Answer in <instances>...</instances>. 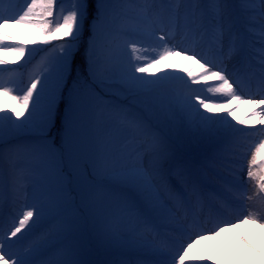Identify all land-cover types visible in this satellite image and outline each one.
<instances>
[{"label":"rangeland","instance_id":"374dc122","mask_svg":"<svg viewBox=\"0 0 264 264\" xmlns=\"http://www.w3.org/2000/svg\"><path fill=\"white\" fill-rule=\"evenodd\" d=\"M91 3L92 0H55L51 8L47 9L44 7L45 0H0L1 59L15 57L16 50L21 47L23 41L46 43L47 40L39 34L41 31L39 23L45 15H49L51 35L57 39L48 47L39 50L30 63L11 66L8 69L0 68V130L1 125L5 124L11 137L8 141L0 137V204L5 211H10L9 219L0 224V228L5 227L9 220L13 219L3 241L12 238L17 240V244H21L18 252L12 253L7 249L2 263L25 264L34 253L46 252L57 241L54 227L61 231L71 228L74 235L86 239L83 232L85 231L88 240L91 241L94 232L90 231L95 230L96 224L91 221L94 226L90 225L89 221L100 215L113 226L118 225L119 221L124 228L108 230L114 233L108 243L109 247L97 248V253L93 256L95 262L92 264H99L96 258L104 254V251H114L118 255L126 253L134 257L127 258L128 262L121 261L119 264H154L138 259L151 254L155 264H173L182 251L174 249L181 245H193L197 254L213 258V253L223 247L220 234L211 237L208 242L196 244L198 235L193 237L192 231L194 227H202L204 222L201 217L193 215L190 221L188 215L185 219L173 214L181 212L185 202H188L193 193L200 188L198 184L193 188L181 185L183 174L188 173L192 162L183 161L181 157L182 162L173 168V175L168 176L169 181L164 185L165 191L175 190L182 196L179 202L174 203L163 198L160 189L154 185L158 177L162 174L166 176L167 170V163L160 162L156 149L152 146L144 147L134 131L125 136L128 138L127 141L122 143L114 141L116 128L122 126L119 121L121 109L142 108L137 118L147 124L159 122L163 125L167 117V113L157 101L160 92L149 91L143 84L137 83L142 63L135 59L138 43L130 39L140 41V38L134 36L149 34V31L141 32L137 23L139 17L147 19L151 25L158 21L160 28H166L167 23H182L190 4L189 15L193 19L190 28L192 40L198 43L201 39L209 41L214 37L222 38L224 45L220 46L219 43L210 41L211 46H218L220 59L223 49L232 54L237 61L225 62L231 75L230 79H224L221 85L233 93H239L235 83L242 79V72L236 67L249 66L247 69H253L256 65H263V55L258 49L259 41L247 44L248 53L244 57L239 44L241 39L246 40L250 35L264 36V0H94L92 12ZM204 5H213L215 16L219 20H225L226 26L215 31V24L208 22L204 15H200ZM102 6H108L105 15L100 14ZM87 20L88 25L85 23ZM11 47L15 49L11 50ZM171 49H175L174 44L171 45ZM80 51L90 76V84L88 81L80 83L77 79L78 71H83L79 63L81 60L77 56ZM188 56L198 65L208 66L201 57L197 58L193 54ZM75 62L79 66L78 70L73 69ZM17 74L20 77L15 78ZM210 85L216 86L215 83ZM232 102V99L218 98L213 101L211 108H204L200 112L195 107L187 112L184 108L176 110L183 118L190 120L189 124L219 128L218 134L225 133L223 137L225 145L221 149L223 153L228 154L229 161L220 174L221 179L226 176L233 177L230 169H233L232 161L237 159L238 150L229 143L228 139L232 132L222 125L224 120L217 105L225 107ZM56 104L64 106L60 144L49 132L56 116ZM11 105H14L13 111L8 113ZM211 116H220V119L208 122ZM175 125L180 124L177 122ZM172 131L175 132L173 138H176V130ZM26 132H30L31 135H26ZM158 134L161 142L157 143L158 148L165 154H171L167 153V149H172L174 143L169 141L163 143L164 136ZM199 135L202 137L197 138V142L203 145H212L216 141L215 136L207 139L203 133ZM187 143L181 142L183 146ZM191 147L192 145L187 146L185 154L195 156L196 161L203 166V181H215L214 185L218 186L224 197L217 200L212 193L205 192L210 199V214L212 216L226 214L229 217L231 211L228 204L232 205L233 211L236 207L244 206L242 199L237 197L236 199L241 202H236V199L229 197L232 195L230 187L244 185V182L229 179L230 183L225 186L216 176L210 177L207 166L215 152L212 153L208 149L197 152ZM107 153L115 155L117 161H109ZM259 156L262 157L256 154L255 159ZM45 157L51 158L54 162L52 171L57 177L54 181L46 178L42 167H39ZM245 164L246 162H243V165ZM148 165L154 166L155 179H149V174L145 172ZM104 170L108 172L107 177L113 179L116 186L109 202H103L99 198L93 200L94 193L90 189L91 186L103 181ZM195 170L199 171L198 168ZM123 173L131 174L132 177L137 175L145 181V192L151 190L155 192L153 195H159L166 206V211L174 210L169 216L177 218L178 221H158L152 218L148 223V220L141 222L132 217L125 218L126 215L122 214L121 210V193L127 194L123 186ZM87 188L90 204L82 201L79 206H75L78 197ZM56 191V199L49 205L44 203V200L31 198L36 192L43 195L51 193L52 197ZM55 200H58L59 204ZM58 207L65 210L61 216L54 218L44 215L48 210L55 212ZM242 219L243 217L233 219L221 224L218 229L233 227ZM250 222L259 223L264 228V219L257 222L252 218ZM156 224L175 230L163 231L157 228ZM99 225L97 220V228ZM37 230H40V233L36 237L24 242L26 234L35 233ZM181 234L192 239L184 241ZM122 242L126 243L125 247L120 246ZM147 245H151L153 253L149 248H145ZM244 246L245 244L240 245V253H243ZM255 254L257 256V252ZM60 257L61 253L56 250L53 257L48 256L44 259L43 264H63ZM64 264L75 263L65 260Z\"/></svg>","mask_w":264,"mask_h":264},{"label":"bare ground","instance_id":"6f19581e","mask_svg":"<svg viewBox=\"0 0 264 264\" xmlns=\"http://www.w3.org/2000/svg\"><path fill=\"white\" fill-rule=\"evenodd\" d=\"M101 8L100 14L105 15L108 12V6H102ZM189 8L190 4L187 6L185 12L186 17L182 23H173L174 25L167 23L166 28H160L158 21H156L154 25H151V23L143 17L137 19L141 32L149 31L148 35L134 36V38H140V41L133 38L130 39V41L138 43V52L135 55V59L140 62V64L142 63L137 83L143 84L149 91L154 90L160 92V94L157 95V101L167 113V117L163 125L159 122L147 124L145 121L137 118L142 108L138 109L134 107L132 110L121 109L119 111V121H121L120 125L122 126L116 128L114 141L116 143L125 142L128 140L125 136L130 131H134L141 139L144 147H154L160 162L164 163L165 161L167 163L166 176L164 177L162 174L158 177V181L154 185H156V188L158 187L160 189L164 196L163 198L167 201L169 200L177 203L182 198L180 193L175 190H170L168 192L164 190V185L169 181L168 176L173 175V168L180 165L179 162H182V159H180L182 157L184 159L183 161L190 160L192 166L188 170V173L183 174L184 179L181 185L191 188L196 186L204 177L203 166L196 161L195 156L189 153L188 155L185 154L186 148L192 145L191 148L196 149L197 152L208 149L213 153L216 149L215 144L203 145L197 142V138L202 137L199 135L201 133H203L207 139L216 136L219 128L212 129L209 126L202 127V125L189 124L190 120L188 118H183L176 110L178 111V109L184 108L187 112L195 107V109L200 112L204 108H211L213 106V101L218 98L232 99L233 102L231 105L225 107L217 105L218 111L224 120L222 125L226 129L236 132L231 138V145L235 146L238 150L237 159L232 162L233 169H231V172L233 173V178L231 176H226L225 181L229 182V179H235L244 182V185L231 187L233 196L240 197L243 200L242 203L244 206L240 208L236 207L233 211L232 205L228 204L231 211L229 217L224 214L223 217L209 219L211 220L210 226L205 225L200 231L194 232L195 234L200 232L203 233L197 238L196 244L208 242L211 237L220 234L223 247L221 250L213 253V258L197 254L193 245H181L174 249L175 251L178 249L182 251L174 260L173 264H264V228L259 223L250 222L252 218L257 220V222H261L264 219V160L263 163L258 164L256 160L260 156L255 159L256 154L264 156V93L261 91V87L264 86V80L261 79L259 75L255 74L256 72L264 73V36L250 35L247 37L250 42H260L258 49L263 55V65H256L254 69H247V67L240 68V66L236 67L240 69V72L246 75L247 78L237 80L235 85H240L239 87L242 85L246 86L248 91L245 95L252 98L242 99L236 97L230 89L224 86L223 88L221 85L224 79H230L231 74L230 70L225 67L224 62L217 59L218 46L210 48L208 46L210 42L204 39L198 42L197 49L199 51L196 54L198 57L202 55L203 60L208 64L206 67L198 65L189 58L190 56H186V52H193L195 50L193 48L195 41L193 42L191 40L193 34L190 28L193 19H191L189 15ZM214 12L215 8L213 5H204L200 15H204L208 18V22L214 23V29L218 31L219 28L225 27L227 23L225 20H219ZM206 35L207 34H205V37L207 38ZM213 41L219 43L220 46L224 45L221 37H214ZM173 44L175 49H171L170 45ZM181 51H185V54H180ZM259 58L261 57H256V59ZM210 83H215L216 86H211ZM154 103H156V101ZM146 115H148V113ZM219 119L220 116H211L208 122L211 120L218 121ZM177 122H179L180 125L176 126L175 123L177 124ZM172 130H176V138H173L175 132ZM158 133L164 136V141L162 139L163 143H165V141L174 143L172 149H167V153L171 154H165L158 148L159 145H157V143L161 144V142H159L160 138ZM26 135L29 136L31 133L26 132ZM181 142L188 143L186 146H183ZM106 156L109 161H117V157L115 158V155L111 153H107ZM222 157L223 156H219V159ZM243 162H246V164L243 165ZM53 166V160L47 157L39 164V167H42L43 175L51 181L57 179L52 171ZM196 168H198L199 171H196ZM214 169L213 171L218 170L216 168ZM213 171L210 172V174H212ZM221 171L222 169L219 170L218 173ZM145 172L149 174V179H155L154 174H156V172L153 165L146 166ZM107 173L108 172L104 170L103 181L96 186L90 187L91 191L94 193L92 196L93 200L99 198L103 202L111 201L112 191L116 186L113 179L110 180L107 177ZM131 177L132 175L128 173H123L122 175L124 191L127 193H121V210L122 214L124 213V215H126L125 218L132 217L141 222L148 220L147 222L149 223L153 216H157L160 221H177V219L168 216L171 212L165 211L166 206L160 200L159 195H153L155 192L151 190L145 192V181H142L137 175ZM156 188L154 186V189ZM211 189L214 188L211 187ZM88 193L89 189L87 188L81 193V196L78 197L75 206H79L82 201L86 204H90L91 201L90 197H88ZM56 194L57 191L50 197L51 193L43 195L36 192L31 198L44 200V203L49 205L50 202L56 199ZM129 196L130 198H128ZM55 202L59 204L58 200H55ZM64 212L65 210L63 207H58L55 212L48 210L44 215L55 218L61 216ZM4 214L5 210L0 204V218L4 217ZM177 215H179V212H177ZM206 215L204 217H207ZM96 217L97 218L94 220L91 219L89 221L90 225L93 224L94 226V223L96 224L95 230L90 231L94 232L91 241L88 240L85 231L83 232L86 239L83 236L74 235L71 228H65V230L61 231L58 227H54L53 231L57 238L56 243L52 247H49L46 252L34 253L25 264H43L44 259L48 256L53 257L56 250L61 253L60 260H62L63 264L65 260L75 264L94 263L95 260H93V256L97 253L96 249L101 246L102 248L109 247L108 243L114 233L108 230L124 228L119 221H117L118 225L113 226L104 216L100 215ZM239 217H243L239 224L237 223L233 227L210 233L217 223L222 221L224 223L229 222ZM97 220L100 223L99 228H97ZM91 221H94V223ZM11 223H13V219H10L5 227L0 228V264H3V256L7 249H10L12 253L18 252L21 249V244H17V240L15 239L9 238L3 241L5 232L8 230ZM161 228L164 231H169L167 226H161ZM239 229H241L240 236L238 235ZM38 233H40V230H37L35 233L29 232L24 236V242L31 240L34 236L36 237ZM183 238L184 240L189 239L187 236ZM257 243L258 247H256ZM241 244H245L243 253L239 252ZM120 246L125 247L126 243L122 242ZM145 248L150 249L151 245H147ZM150 251L151 253L154 252L151 249ZM255 252H257V256ZM103 253L104 254L96 258L99 264H119L121 261L128 262L127 258H134L126 253H120L118 255L114 251H104ZM138 259L148 261L149 263H155L152 254L138 257Z\"/></svg>","mask_w":264,"mask_h":264},{"label":"trees","instance_id":"16d2710c","mask_svg":"<svg viewBox=\"0 0 264 264\" xmlns=\"http://www.w3.org/2000/svg\"><path fill=\"white\" fill-rule=\"evenodd\" d=\"M44 21H46V20H44ZM46 26H43L44 27V30H45V31L44 30L42 31V34L43 35L46 34V32H47V30H46L47 27ZM47 38H48L49 43H51V41H53V38L54 37L53 36H51V37L48 36ZM23 45H24V47L22 49V52L19 53L17 59L15 60L17 62L11 61V60H8L7 61V62H9L8 64L0 62V67H3V66L6 67V66H9V65H14L15 63L21 64V63H24L25 61H28L29 62V61H31L34 58V56L37 54V52L41 48L46 47L45 44L39 43V42L23 43ZM77 56H78L79 60H81L80 62L79 61H77V62L80 63V67L83 70L82 72H80L79 80L80 81H83V82L88 81L89 78H88L87 73L85 72V65H84V62H83V56L81 54V51L78 53ZM77 66H78V64H77ZM61 103H62V101H61ZM57 108L58 109L61 108L60 107V104H59V106L57 105ZM60 111H61V109H60ZM58 124H59V120L56 119L55 122H54V124H53V130H55V131L57 130ZM2 131L3 132H0L1 133L0 135L3 137V139H6L7 140L10 137L9 136V133L6 132L5 129H2Z\"/></svg>","mask_w":264,"mask_h":264}]
</instances>
